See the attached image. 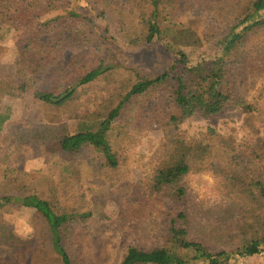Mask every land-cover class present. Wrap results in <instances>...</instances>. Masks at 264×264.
Masks as SVG:
<instances>
[{
	"label": "trees",
	"instance_id": "16d2710c",
	"mask_svg": "<svg viewBox=\"0 0 264 264\" xmlns=\"http://www.w3.org/2000/svg\"><path fill=\"white\" fill-rule=\"evenodd\" d=\"M79 1L53 0L35 10L30 0H0V28L21 31L15 72L0 80V100L31 96L72 112L66 122L41 127L21 121L3 143L9 142L6 150L43 146L58 154L60 165H73L83 150H91L99 158H93L95 183L90 184L100 190L90 195L85 191L92 186L65 176L43 185L23 177L0 183V241L13 253L28 255L44 238L40 249L56 255L60 264H91L77 259L71 243L97 223L104 226L108 217L101 212L105 203L100 194L111 195L106 193L113 188V193L132 194L155 219L147 228L135 224V243L125 248L118 264H235L264 255V82L252 78L264 71V0H81L106 25L104 41L96 47L82 14L71 7ZM52 11L61 13L41 20ZM189 13L186 23L176 22ZM111 19L124 46L159 42L176 58L175 66L155 75L117 62L115 51L104 48L114 44L119 49L110 33ZM211 46V55L191 57L190 50ZM119 68L131 73V84L111 86L113 91L107 89L108 97L93 112L78 104L82 87L102 75L109 84ZM228 104L243 116L244 138L213 127L195 136L182 129L196 113L215 116ZM159 117L162 121L154 122ZM10 120L8 113H0V132ZM153 123L165 135L142 194L128 179L120 155L145 131L146 136ZM192 175L216 180L218 202L209 207L191 200L187 179ZM165 198L173 207L170 220L157 222L156 199ZM13 207L35 211L44 225L39 237L22 241L13 234L4 220L6 209ZM214 245L221 249H212Z\"/></svg>",
	"mask_w": 264,
	"mask_h": 264
},
{
	"label": "rangeland",
	"instance_id": "374dc122",
	"mask_svg": "<svg viewBox=\"0 0 264 264\" xmlns=\"http://www.w3.org/2000/svg\"><path fill=\"white\" fill-rule=\"evenodd\" d=\"M52 1L30 0V4L35 10H41L49 6ZM71 7L74 11L82 14L91 46L96 47L99 43H102L106 29L105 23L97 19L85 7V2L81 0L78 3L73 2ZM60 13L61 11H52L43 16L41 20L51 19ZM188 16L182 15L176 22L186 23L190 18V13ZM110 33L116 38L119 49H115L114 44H106L104 48H110L115 51L117 62H127L129 66L134 67L143 74L150 73L155 75L166 69L170 70L175 66L176 58L166 52L159 42L155 45L141 44L137 48L124 46L122 36H120L113 19L110 20ZM20 34L21 31L19 30H7L6 27L0 28V80L14 75L18 60V40ZM191 51H189L192 54L191 57L198 58L211 55L214 48L211 46L198 51ZM114 73V78L111 79L109 84L104 79L105 75H102L93 83L82 87L79 91L81 100L78 104L89 105L87 108L93 112L95 111V107L104 102L109 92L113 91L111 90V86H120L124 82H128V84L132 83V81H128V77L131 74L128 70L119 68ZM252 78L258 79L259 83L264 82V71L261 72V75L253 76ZM107 89L109 92H107ZM97 99H99V102L94 103ZM0 103V113L6 112L11 117L10 122L7 123L8 125H5L3 131L0 132L1 184L5 185L14 178L23 177L32 180L33 183L39 182L40 185H43L46 182L45 180H59V176H65L73 177V179L81 181L86 186H92L90 192H85L90 195L97 194L95 190L99 191L100 187L90 184L91 182L95 183V167L92 163L93 158H99L97 153L91 150H83L79 161L75 164L60 165L58 154L47 152L43 146L27 145L20 150L13 148L6 150L9 142L7 144L3 143L9 135L15 133L14 125H19L21 121L25 123L29 122L34 127H41L49 122H66L69 120L72 112H61L55 107L42 105L31 96L25 99L14 95L4 96L0 100ZM73 103L77 104L76 101ZM80 111L83 112V108ZM73 113L75 114V112ZM161 121V117L154 120V122ZM10 123L12 125H9ZM242 123V114L228 104L222 113L215 116L203 117L200 113H196L193 117L186 120L181 127L190 136H195L205 131L208 127H213L222 134H234L237 137L243 136L244 138L243 131L241 130ZM145 134L146 131L141 137L132 141L128 145L127 150L122 151L120 155L121 162L128 168V179L140 186V193L142 194H146L145 182L147 175L150 173L151 163L165 135L163 127L159 123H153L150 129L147 130L146 136ZM187 182L188 194L195 203L210 207L212 204L218 202L217 190L215 189L217 182L211 176L192 175L187 179ZM86 186L84 187L88 188ZM112 190L114 191L113 188H110L106 193H111V195L100 194L101 199L105 203V209L101 210V212L106 214L108 221L103 220V222L106 221L104 222V226H101L102 222L97 223L95 226L82 232V235L74 237L71 243L72 250H74L79 261L91 262V264H118L125 253V248L135 243L137 237H134L132 234L134 228L138 227L135 224L144 223V228H147L146 224L151 220H155L151 218L150 213H144V209L138 204L141 202L133 198L132 194L124 192L113 193ZM114 200L120 203L118 204ZM156 200L157 210L154 211V216H157V222L170 220L169 213L173 209L172 203L168 198L161 199L163 202L159 199ZM135 207H138L139 211L134 210ZM4 220L12 229L13 234L22 241H31L37 235L39 237L44 229V225L38 220L35 211L29 208H7L4 213ZM142 237L144 235L142 233L139 234V238ZM43 239L38 238L36 250L30 253L32 254L36 251L37 255L35 252V256L32 255L30 257H28L30 254L27 255L28 252H24V250L20 255L13 253L11 246L0 241V264H60L56 255H53L49 250L40 249L44 245L41 244ZM142 244H149V242L142 240ZM219 246L214 245L212 249H221ZM226 249H229V247H226ZM191 264L205 263L200 260ZM235 264H264V255L249 257L246 260L242 259Z\"/></svg>",
	"mask_w": 264,
	"mask_h": 264
}]
</instances>
